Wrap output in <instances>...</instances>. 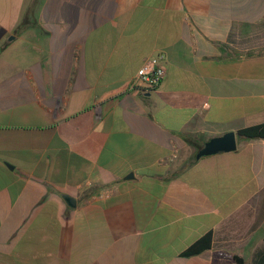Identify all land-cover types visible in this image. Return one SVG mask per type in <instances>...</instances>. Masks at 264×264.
<instances>
[{
    "label": "crops",
    "instance_id": "obj_1",
    "mask_svg": "<svg viewBox=\"0 0 264 264\" xmlns=\"http://www.w3.org/2000/svg\"><path fill=\"white\" fill-rule=\"evenodd\" d=\"M259 123L264 0H0V264H264Z\"/></svg>",
    "mask_w": 264,
    "mask_h": 264
},
{
    "label": "built area",
    "instance_id": "obj_2",
    "mask_svg": "<svg viewBox=\"0 0 264 264\" xmlns=\"http://www.w3.org/2000/svg\"><path fill=\"white\" fill-rule=\"evenodd\" d=\"M166 74V56L163 53L145 60L132 78L131 87L151 91L162 82Z\"/></svg>",
    "mask_w": 264,
    "mask_h": 264
},
{
    "label": "trees",
    "instance_id": "obj_3",
    "mask_svg": "<svg viewBox=\"0 0 264 264\" xmlns=\"http://www.w3.org/2000/svg\"><path fill=\"white\" fill-rule=\"evenodd\" d=\"M31 22L26 17L20 26L18 27V31L23 30L25 27L30 25ZM237 134L243 138H263L264 139V123L254 124L250 126L243 127L237 131ZM213 235L212 232H209L202 237H200L197 241H195L192 245H190L185 251L182 252L184 256H191L202 253L203 251L211 248L212 246ZM235 259L238 264H243V259L238 255H235Z\"/></svg>",
    "mask_w": 264,
    "mask_h": 264
},
{
    "label": "water",
    "instance_id": "obj_4",
    "mask_svg": "<svg viewBox=\"0 0 264 264\" xmlns=\"http://www.w3.org/2000/svg\"><path fill=\"white\" fill-rule=\"evenodd\" d=\"M237 148L236 133L234 131L226 132L223 135L212 137L199 150L197 158L211 155L220 151H233ZM70 204L75 205L76 200L71 196H66Z\"/></svg>",
    "mask_w": 264,
    "mask_h": 264
},
{
    "label": "rangeland",
    "instance_id": "obj_5",
    "mask_svg": "<svg viewBox=\"0 0 264 264\" xmlns=\"http://www.w3.org/2000/svg\"><path fill=\"white\" fill-rule=\"evenodd\" d=\"M248 174H247V169L244 165V163L240 164V182L242 180H244L245 178H247ZM243 197L240 195V199H242Z\"/></svg>",
    "mask_w": 264,
    "mask_h": 264
}]
</instances>
